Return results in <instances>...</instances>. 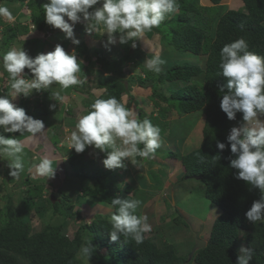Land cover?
I'll return each instance as SVG.
<instances>
[{
	"label": "trees",
	"instance_id": "trees-1",
	"mask_svg": "<svg viewBox=\"0 0 264 264\" xmlns=\"http://www.w3.org/2000/svg\"><path fill=\"white\" fill-rule=\"evenodd\" d=\"M209 1L211 5L205 7L199 4V0H177L178 10L169 15L158 28L145 33L147 38L159 37L166 57L168 51L189 53L204 60L203 68L189 63L180 65L174 63L156 74L145 67L138 47L133 48L131 41L124 44V55L117 60L106 58L101 49H92V55L89 56L86 45L83 43L73 45L76 56L87 63L80 77L85 79L81 87L88 85L86 79L94 74L95 67H99L105 74L103 78L97 76L99 79L97 87L103 90L97 98L115 97L124 101L123 98L127 97L126 106L136 109L137 119L142 121L147 118L153 125L161 121L169 123L168 118L171 115L174 117H180L179 114L203 115L199 147L186 154L169 151L167 155L183 168L181 181L193 179L191 178L193 176L200 177L198 181L203 185L205 199L220 210L212 224L206 246L196 251L189 261V252L183 255L177 244L168 243L166 238L171 236L168 237V234L164 236L163 228L158 231L159 243L155 242L153 237H147V234L158 230L153 229L154 227L151 232L144 234L142 244L137 245L130 237H121L118 241L112 242L109 231L114 208L111 207L113 210L111 215L97 214L87 222L83 220L82 212L75 211V202L78 200L61 192L60 188L57 189L61 195L59 202L52 204L50 199H47L45 192L47 189L42 182L46 178L27 174L21 178L20 186L15 187V177L7 175V181L13 190L7 192L1 181L0 264H236L241 245L254 249L250 264H264V223L252 224L245 218V212L250 209L253 201L260 198V192L258 189L250 191V186L236 179V170L229 167L230 158L235 157L231 155L226 138L231 128L242 120V114L237 113L236 120L230 121L221 110L222 93L219 92V87L226 83V78L218 75L222 47L241 37L248 43L249 51L264 57V0H236L234 3L237 6H233L235 9L231 8L220 14L215 8H219L221 0ZM16 4L25 5L30 11L29 19L33 29L38 32H51L53 27L46 24L44 18L46 3L42 0H29L27 3L26 0H0V6L8 8L12 15L15 11L11 5ZM15 17L13 21L0 17V50L3 53L14 48L19 42L21 45L20 37L29 32L28 24L20 20L25 16ZM85 31V28L84 30L80 28L75 32L82 35ZM94 37L99 38V35L95 34ZM28 41L32 43V39ZM91 57L94 58L93 61ZM128 65L132 66L130 69L136 75L132 70L130 73L125 71ZM27 71L25 69V72ZM1 74L0 81L8 83L6 89L10 92L8 74L4 70ZM198 77H202L201 82L195 80ZM166 84L167 89H163ZM146 90H150V93H146ZM133 91L146 94V98L137 101ZM37 93L47 97L46 91ZM97 98L91 97L92 101L85 104L87 111ZM149 103L153 111L147 114L145 107ZM140 104L145 107L140 108ZM16 106L25 109L28 115L39 120L46 115L44 105L38 101L34 104L33 110L31 104L24 100H18ZM18 134L4 133L15 137ZM217 141L226 144L222 152L216 147ZM139 147L142 148L143 145ZM86 153L95 157L101 154L99 150L93 148L89 150V147L79 154L68 152L64 186L69 193L76 188V192L88 197L89 200L110 207L111 199L121 193L119 174L125 169L92 168L91 163L84 159ZM217 155L219 158L213 160ZM143 161L149 162L148 159ZM123 180L121 182L124 196L118 197L132 200L135 191ZM15 191L19 196L17 203L14 201ZM44 201L51 206L53 218L58 216L59 221L56 222L54 218L55 224L50 221L42 230L35 231L29 223L30 214L34 210L42 220L51 210ZM71 215L75 217L77 227L70 238L64 233V229L71 221ZM170 223L173 224L168 225L171 228L179 225L186 230L189 228V223L182 220L179 215L172 218ZM89 240L93 250L88 261L81 257L79 252L81 246Z\"/></svg>",
	"mask_w": 264,
	"mask_h": 264
},
{
	"label": "clouds",
	"instance_id": "clouds-1",
	"mask_svg": "<svg viewBox=\"0 0 264 264\" xmlns=\"http://www.w3.org/2000/svg\"><path fill=\"white\" fill-rule=\"evenodd\" d=\"M97 5L99 7H94ZM24 10L27 13L24 16L28 17L30 11L25 5ZM177 10V0H49L44 5V18L46 24L63 32L73 45L80 44L74 36V26L78 23L84 25L88 33L107 34L104 47L110 51V46L117 42L124 45L131 41L135 48V40L158 28ZM0 17L10 21L12 14L8 8L0 6ZM27 22L23 23L30 26V19ZM199 58L198 64L201 63ZM163 63L159 55L144 60L145 67L156 74L161 72ZM0 65L8 74L11 88L7 92L6 82L0 89V160L7 162L11 177L19 178L23 171L24 143L15 136L6 137L4 133H28L31 139L44 132L45 125L42 120L28 115L25 109L17 107L18 100L29 102L31 109L38 101L45 109L50 105L52 110L56 101L50 99L46 102L47 97L40 94L36 97L34 93L46 91L53 84L59 85L60 91L68 90L73 86H82L85 79L78 76L81 63L75 50L67 53L59 44L53 51L40 53L34 58L22 47L11 48L0 53ZM219 68L218 75L226 78V83L219 87L222 93L220 108L230 121L236 120L237 113L242 114L239 126L232 127L226 138L231 155L235 157L230 158L229 167L236 170L235 178L250 186V191L258 189L260 192V198L253 201L245 212L246 220L252 224L264 223V57L249 51L248 43L241 37L222 47ZM25 69L28 71L25 72ZM32 94L35 99L29 100ZM57 99L63 100L64 97L57 92L54 100ZM66 140L69 148L76 153H83L88 147L104 153L102 163L108 170L126 168V160L137 166V157L144 160L153 158L162 143L159 126L153 125L147 118L142 121L137 119L136 113L126 106V101L115 97L95 99L90 110L78 118L75 129L69 130ZM216 147L222 152L226 144L217 141ZM217 158L219 155L213 160ZM34 170L42 178L54 176L52 160L48 157L39 158ZM60 182L59 188L65 178ZM76 191L73 188V199L82 197L88 202V197L86 199ZM103 205L108 210L104 213L106 215L113 213L108 208L115 209L110 218L109 236L112 242L130 237L137 245L143 243L144 234L151 232L152 226L146 215L136 214L140 201L117 196L111 199L110 207ZM92 250L91 240L86 241L79 255L89 261ZM238 253L236 264H250L254 249L241 245Z\"/></svg>",
	"mask_w": 264,
	"mask_h": 264
},
{
	"label": "rangeland",
	"instance_id": "rangeland-1",
	"mask_svg": "<svg viewBox=\"0 0 264 264\" xmlns=\"http://www.w3.org/2000/svg\"><path fill=\"white\" fill-rule=\"evenodd\" d=\"M222 5H219V8H215L217 9L218 13H224L226 10H229L231 8L235 9L233 6H237V4L231 2V0H221L220 2ZM238 3V2H237ZM200 4V3H199ZM239 4V3H238ZM19 6V5H17ZM19 9V7H17ZM16 8V9H17ZM24 14H27L25 12V10L23 11ZM22 22H27L29 20V16H25L24 18L20 19ZM9 21V20H8ZM29 23V22H27ZM33 28V27H32ZM29 28V32L27 35H24L22 37H20V41L22 42V44L20 45V42L15 46V48H23V50H25L29 56L31 57H36L38 54L41 53L42 49L44 48V46H46V48H44L46 51H53L54 49H51L48 45V43L45 42L47 36H49V34H47L46 36L43 35L41 37H37L36 34L37 31H34V29ZM84 30L85 26L82 24H76L74 26V32L79 30V29ZM51 31L60 33L61 31L59 29H54L52 28ZM63 33V32H62ZM40 35V34H39ZM58 35V34H57ZM60 36V35H58ZM145 36V34H144ZM44 37V38H43ZM65 37V34L60 36V39ZM23 38V39H22ZM28 38L32 39V43H30V41H28ZM42 38V39H40ZM147 38V37H146ZM33 39L35 41H33ZM37 39V40H36ZM141 40H143L142 38H139L137 40H135V44L138 47L140 54L143 59L145 60L148 57H152L154 55H158V53L161 54V48L162 45L159 43V37L158 36H153V40L149 39V40H144V44L141 42ZM49 41V40H48ZM124 45L119 44L120 50L119 53H117L118 58L122 57L124 55ZM62 47L65 50H68L69 52L72 53V49H73V43L70 40V42L68 41V39L65 38ZM111 48V52H112V46H110ZM89 52L92 51V43H90V46L88 47ZM103 50H105L106 52H108L109 50H107L106 48L102 47ZM114 51L116 50V45L114 46ZM168 50H171L168 48ZM93 52V51H92ZM168 56L170 57L167 58L165 56L161 57V59L164 61V63L161 65L162 70L167 69L169 66L171 67L172 65L175 64H182V63H190V64H194L199 66V67H203L202 64V59H201V63H197L198 60L200 59L197 56L191 55L189 53H185V52H174L171 53L170 51H168ZM0 53H2V50H0ZM116 53V52H115ZM92 55V53L89 54V56ZM92 61L94 60L93 57ZM112 60V59H110ZM117 60V59H116ZM86 63V62H84ZM145 65V64H144ZM81 68L82 65H81ZM97 68V73L98 76L100 75V77H104L105 75H101V69L99 67H95ZM132 66L128 65L127 68L125 69L126 72L130 73L132 69ZM100 71H99V70ZM3 67L2 65H0V80L2 78V72H3ZM130 70V71H129ZM133 71V70H132ZM140 73V72H139ZM133 74H135V72L133 71ZM140 76L142 74H139ZM201 78L202 77H198L195 78L196 81L201 82ZM183 84V83H182ZM4 85V83H2L0 81V89H2L1 87ZM180 85V84H179ZM185 85V84H183ZM163 89H167V84L164 86ZM146 93H150V90H146ZM38 93H34V95L37 97L39 95H37ZM98 94V93H97ZM167 95H169V92L167 91ZM143 97H145L143 95ZM143 97H137L136 100L140 101V98ZM93 98H97L96 96H93ZM125 100L127 97H124ZM123 98V99H124ZM85 99V98H84ZM51 100L47 99L46 102H50ZM79 98L76 100V102L78 103ZM92 101V100H90ZM62 103V102H61ZM59 103L56 104V107L52 110H50L49 106H46L47 111L45 112L46 114H49L48 116H46V119L44 120V125H45V131L43 132V135H41L40 139V143L41 144H34L33 145H28L27 142H24V139L29 137L30 134L25 133L24 135H20L18 134L16 136V138L18 140H21L24 143V153H23V171L21 172L19 178H15V187L16 186H20V181L21 178L27 174H31L35 177H39L35 174V170H34V164L39 162V158L41 157H48L49 159L52 160V167L54 169V176L59 177V173H57V167L56 165L59 164V166L61 164H65L67 159V154L68 152H75L74 149H70L69 148V144L66 140V137L69 134V130H73L72 128H70V126H68L67 124H71L72 120H78V118L87 113V110L85 108V106H79L78 104H73L74 107V111L73 112H68L70 105L72 104V102H67V103ZM145 107L144 105L140 104V108ZM132 110L135 112L136 109ZM59 111V112H58ZM151 108L150 107H146L145 108V112H150ZM61 112V113H60ZM61 114L62 117L59 118L58 114ZM167 116V115H165ZM179 116H181L180 118H178V121L175 120H170L169 123L163 122L161 121V123H157L156 125L159 126V128L161 129V146L160 148L157 149V158L159 160L158 163H154L153 162V166L149 167L147 165V162H142L139 163L137 167H142V176L146 177L147 174H145V169H150L149 170V176H150V180L152 185L149 187L148 190L143 191L142 189H140V186H138L136 183H134L133 179L129 177L128 175L125 176L124 172L119 174V188L121 193L118 194V196L123 197V186H122V182L121 180H123L125 183H128L132 188H134L135 191V196L132 197V200H138L140 201V205L137 209V213L138 215H140V211L143 210V213H145L144 215H146L148 217V222L149 220H151V223H153L152 227H154L153 229H158L157 231H153V233H149L147 234V237H153L155 239V242L159 243L160 239H159V229L163 228V233L164 236L165 234H168V237L171 236V238H166V240L168 241V243H175L178 246V249L180 250L181 254H187L188 252L190 253L192 248H193V242L196 238H200V239H207L209 237V234L211 232V227L213 222L215 221V219L217 218V216L220 214V210L218 208H216L215 206H213L209 201H207L204 197V190H203V185L200 181L198 180H194V179H185V181H181V174L182 171L180 168V165L177 164V162H175V159H172L173 161L167 160L168 159V155L167 153L169 151L174 152V153H180V146L181 143L183 142V139H185L186 137L189 136L190 132L198 130V136H194L193 138V142H192V147H199L200 142H201V129H202V117L203 115L201 114H191V115H183V114H179ZM55 118H58L57 121H54ZM196 126V129H195ZM234 126H239V124H235ZM233 126V127H234ZM64 127V128H63ZM69 127V128H67ZM75 129V128H74ZM65 132V133H64ZM6 137H8L7 135H5ZM57 137V138H54ZM59 141V147L56 146V143ZM197 141L198 144H197ZM171 143H173L174 145H176L177 147H175L173 149L172 145H170ZM54 147V149L52 148ZM92 148V147H89ZM162 148V149H161ZM196 149V148H194ZM79 154V153H76ZM84 159L88 160L91 163V167L92 168H105L102 160L104 159V157H101L99 154L98 156H93L90 155L89 153H86L84 155ZM149 161V160H148ZM152 162V161H151ZM169 162V164H168ZM125 163L127 164V162L125 161ZM170 163H175L173 165H171ZM176 165V167L174 166ZM136 168V166L134 167ZM130 167H127V170H130ZM135 171L138 169H134ZM9 171L10 169L7 167V162L0 160V185L2 184L1 181H3L4 185L6 186L7 192H10L13 190L12 185L9 184V182L7 181V175H9ZM121 172V171H119ZM136 177L139 176L138 180L141 181L142 177L141 174H137L136 173ZM169 177V180L167 182H169L170 184H172V188H171V194H170V200L169 199H164V196L167 194L168 191L164 192L165 194H163V192H158V191H162L160 190L161 188H159L160 186L163 185V182L165 180V178L167 176ZM42 178V177H39ZM50 179V177L48 178ZM129 179V181H128ZM156 180H158V182L156 183ZM38 182V181H36ZM44 186L46 187L47 191H45L47 193V199H50L51 196H54L57 200L60 198V194L58 192V190L53 189L51 186H49V184H47V179H45V181H42ZM14 187V188H15ZM143 188V187H142ZM61 192H65L68 196H72V193H69L67 188L63 186L59 189ZM16 191L14 192V201L15 203L18 202L19 200V196H17V194H15ZM51 193V194H50ZM150 202L148 201L149 199ZM87 199V198H86ZM148 199V200H147ZM46 200V199H45ZM94 203L93 200H89ZM147 200V202H145ZM51 201V199H50ZM47 206L48 209L50 210L47 214L44 215V217L42 218V220L40 219L39 216L36 215L35 211L32 210L31 214H30V219H29V223L31 225V227L34 228L35 231H40L42 230L46 225L50 224V221H53L51 223H56L59 221V217L55 216V220L52 216V208H50L51 206L47 203V201H44ZM76 208L75 211L78 212H82L83 216V220L89 222L91 221V218L94 215H97V213H104V211L108 212V210L106 209H102V208H93L92 210H90L91 206L89 202H85L84 199L82 197L78 198V201L75 202ZM103 205V204H102ZM101 205V206H102ZM96 206V205H95ZM108 208V207H107ZM151 208H154V210L158 213L161 212L163 214L159 215L156 218V213L151 212ZM161 208V210H160ZM109 212H112V209L108 208ZM104 210V211H103ZM142 212V211H141ZM143 215V214H142ZM181 216L182 220H185L186 222L189 223V226L191 227V232L188 228V230L185 229V231H179L177 234V230L174 231L175 229H177V227H179L181 229V225L177 226V227H170L168 226L171 222V219L176 217V216ZM39 217V218H38ZM52 219V220H51ZM198 225H203L202 229L200 231H197V236L196 233L193 234L192 232H196L194 230H197L195 228ZM173 225V224H172ZM67 227L64 229V233L68 236V237H72L73 232L75 231L77 224L75 221V217L73 215H71V221H69L66 225ZM195 228V229H194ZM173 231V232H172ZM162 231H160L161 234ZM171 233V234H170ZM193 234V235H192ZM191 237V238H190ZM194 238V240H193ZM169 239H172V241H170ZM193 240V242H192ZM188 253V255H189ZM194 264V263H191Z\"/></svg>",
	"mask_w": 264,
	"mask_h": 264
},
{
	"label": "crops",
	"instance_id": "crops-1",
	"mask_svg": "<svg viewBox=\"0 0 264 264\" xmlns=\"http://www.w3.org/2000/svg\"><path fill=\"white\" fill-rule=\"evenodd\" d=\"M27 1V0H26ZM42 1H44L45 3H48L49 2V0H42ZM234 1H236V0H231V2H233L234 3ZM199 3H200V5L201 6H210L211 4H210V1L209 0H199ZM17 5H19V4H16V5H11V8H14L13 9V11H15V14L14 15H12V19L10 20V21H13L16 17L15 16H21V15H23L24 16V13H23V8H24V6L23 5H19V6H17ZM220 5H222L221 3H220ZM17 7H19V9L17 8ZM94 7H99V5H97V6H94ZM15 8H17V9H15ZM37 33L38 34H36V36L37 37H41V35H39V34H43V35H47V34H49V36H47V38H46V40H45V42L46 43H48V45H49V47L51 48V49H54L55 48V46L57 45V44H59V45H63V42H64V40H65V37L63 38V41H62V38L60 39V36L61 35H63L64 33H62V32H60V33H57L58 35H60V36H58L57 34H55L56 32H53V31H51V32H48V31H44V32H38L37 31ZM95 34H97V35H99V38H96V39H94L95 37ZM74 36L77 38V39H79L80 40V43H83L84 45H86V47L88 48L89 46H90V43H92V49H101L102 51H103V53H104V56L106 57V58H108V59H113V60H116V59H118V55H117V53H119V50H120V47H119V42H117L115 45H116V50L114 51V46L115 45H111L112 46V52L111 51H108V52H106L105 50H103L102 49V47H104V44L106 43V41H107V34H104V35H100V33H88L87 31H85V33H83L82 35H80V34H78V33H76V32H74ZM94 37V38H93ZM147 36L145 35V36H143V40H141V42L144 44L145 42H144V40H149V39H151V40H153V37L152 38H150V37H148V38H146ZM142 38V37H141ZM23 39V38H22ZM41 39V38H40ZM28 40H31L30 38L28 39ZM49 40V41H48ZM68 41L70 42V39H68ZM159 43H160V40H159ZM44 48H46V46H44ZM42 49V51H41V53H48L49 51H46L45 49ZM105 48V47H104ZM67 53H71V52H69L68 50H65ZM5 52H7V51H4V53ZM116 52V53H115ZM2 53H3V51H2ZM90 53H92V52H89V54ZM137 54H139V53H137ZM158 55L160 56V58L161 57H163V56H165L166 57V54H165V52L163 51V48H161V54L160 53H158ZM140 57L141 58H143L141 55H140ZM167 58H169L168 56H167ZM170 59V58H169ZM77 60L81 63V65H82V67L83 68H81V72L80 73H78V76L79 77H81L82 76V73L85 71V68L87 67V63H84L85 61H83V60H81V59H79L78 57H77ZM203 62H204V60L202 59V64H203ZM162 69V68H161ZM99 70V69H98ZM100 71V70H99ZM102 71V70H101ZM93 72H94V74L91 76V77H89V79L87 80L86 79V83H88V85L87 86H85V87H81V86H73L72 88H70V89H68V90H64V91H60V88H59V85H57V84H53L48 90H46V95H47V99L49 100V99H52L53 101H56V103H53V104H59V103H67V102H72V104L70 105V108H69V110H68V112L70 113V112H73L74 111V107H73V104H78L79 106H85V104L87 103V102H89L90 100H91V97L93 98V96H96V97H99L102 93H103V90H100V89H98V73H97V68H94L93 69ZM104 73H103V71L101 72V75H103ZM105 75V74H104ZM99 77H100V75H99ZM103 78V77H102ZM89 86V88H87ZM57 92H59V94H60V96H62V97H64V99L63 100H54L55 99V97H56V93ZM98 93V94H97ZM133 94H134V96H135V98H137V97H143V95L142 94H139V93H137L136 91H133ZM50 95V96H49ZM146 95V94H145ZM144 95V96H145ZM79 98V101H78V103L76 102V100ZM85 98V99H84ZM144 98H146V97H144ZM124 101H127V98H126V100H125V98H124ZM61 103V104H62ZM146 107H150L151 108V111L150 112H152L153 111V108H152V105H151V103H149V105L148 106H146ZM145 107V108H146ZM31 110H33V109H31ZM59 112V111H58ZM61 113V112H60ZM58 114L59 115V118L60 117H62V115L61 114ZM147 113V112H146ZM149 113V112H148ZM147 113V114H148ZM49 114H47L46 116H48ZM46 116L44 115L43 117H42V121L44 122V120L46 119ZM61 119V118H60ZM169 120H175V117L174 116H170L169 118H168ZM58 120V118H55L54 119V121H57ZM76 123H77V120H72L71 121V124H67L68 126H70V128H72V129H74L75 128V126H76ZM64 128V127H63ZM67 128H69V127H67ZM195 129H196V126H195ZM68 130H70V129H68ZM65 133V132H64ZM41 135H43V132L42 133H40V134H38L36 137H34V138H31V139H27V138H25L24 139V142H27V144L30 146V145H33L34 146V144H41L40 143V137H41ZM198 136V130H195V131H192V132H190V134H189V136L188 137H186L185 139H183V142L181 143V146H180V148L179 147H177L176 145H174L173 143H171L170 145H172V147H173V149L175 148V147H177V148H179L180 149V151H181V153L182 154H186L187 152H190V151H192V150H194V148H198V147H192V142H193V138H194V136ZM199 137V136H198ZM54 138H57V137H54ZM198 142L199 141H197V144H198ZM201 143V142H200ZM59 141L56 143V146L57 147H59ZM53 149H54V147H52ZM162 149V148H161ZM89 150H90V148H89ZM100 156L101 157H104L105 158V156H104V153H101L100 154ZM137 160L139 161V163H142V162H144L143 161V159H138L137 158ZM149 160V162L147 163V165L149 166V167H152L154 164H153V162L154 163H158L159 162V160H158V158H157V154L155 153V156L153 157V158H151V159H148ZM167 160H170V161H173L172 159H170V158H168ZM152 161V162H151ZM126 162H127V167H130L131 169L130 170H127V167L126 168H123V170L125 169V176L126 175H128L129 177H131V178H134L133 179V181H134V183H136L138 186H140V189H142L143 191H145V190H148L149 189V187L152 185V183H151V180H150V176H149V170L148 169H145V167H144V170H145V174H147V176L146 177H144V176H142V175H144V174H142V167H137L136 166V168H134L135 166L134 165H132L130 162H128L127 160H126ZM175 162H177V161H175ZM146 163V162H145ZM168 164H169V162H168ZM171 165H173V164H175V163H170ZM178 164V163H177ZM175 167H176V165H174ZM56 167H57V173H59V179H60V181H63V179L65 178L64 177V175H65V172H66V167H67V165L66 164H61L60 166H59V164H57L56 165ZM134 169H138V170H134ZM120 171H122V169L120 170ZM181 171H182V174H181V176L183 175V169H181ZM136 173L138 174H141V177H142V180L141 181H139L138 180V178H139V176L138 177H136L137 175H136ZM169 175L165 178V180H164V182H163V185L160 187L161 189L160 190H162V191H158V192H163V194H165L164 192H166V191H168L167 192V194L164 196V199H169L170 200V194H171V188H172V184H170L169 182H167L168 180H169ZM128 181H129V179H128ZM156 183H157V181H156ZM143 187V188H142ZM134 189V188H133ZM172 195V194H171ZM148 200V199H147ZM147 200L145 201V202H147ZM150 200H152L151 198L148 200L149 202H150ZM89 203H90V206H93L92 208H90V210H92L93 208H102V209H106V207L104 206V205H102V203H98L97 201H94V203L93 202H90V201H88ZM96 205V206H95ZM102 205V206H101ZM160 210H161V208H160ZM104 211V210H103ZM142 211V212H141ZM140 211V214L142 215H144L145 213H143V210H141ZM151 212H155L156 213V218L159 216V215H161V214H163V213H161V212H156L155 210H154V208H151ZM104 213H106V211H104ZM104 213H102V214H104ZM142 215V216H143ZM149 223L151 224V226L153 225V223H151V220H149ZM195 226V228L197 229V230H194V231H200L201 229H202V227H203V225L201 224V225H198L197 227H196V224L194 225ZM189 227V230H190V232H191V227L190 226H188ZM194 228V229H195ZM177 230V234H178V232L179 231H185V229L184 228H177V229H175L174 231H176ZM192 233H194V232H192ZM191 238V237H190ZM202 240H204V241H206L207 242V239H202Z\"/></svg>",
	"mask_w": 264,
	"mask_h": 264
},
{
	"label": "water",
	"instance_id": "water-1",
	"mask_svg": "<svg viewBox=\"0 0 264 264\" xmlns=\"http://www.w3.org/2000/svg\"><path fill=\"white\" fill-rule=\"evenodd\" d=\"M195 180H200V177H197V176H193L191 177ZM47 184H49L53 189H58L60 186H61V182H60V179L55 176V177H50V179H47ZM51 199V203L52 204H55L56 202H59V200H57L54 196H51L50 197ZM206 242L203 241V240H200L198 238H196L194 240V245H193V248L188 256V260L190 261L192 256L194 255V253L202 248H204L206 246Z\"/></svg>",
	"mask_w": 264,
	"mask_h": 264
},
{
	"label": "built area",
	"instance_id": "built-area-1",
	"mask_svg": "<svg viewBox=\"0 0 264 264\" xmlns=\"http://www.w3.org/2000/svg\"><path fill=\"white\" fill-rule=\"evenodd\" d=\"M29 100H34L35 96L32 94L30 97H28Z\"/></svg>",
	"mask_w": 264,
	"mask_h": 264
},
{
	"label": "bare ground",
	"instance_id": "bare-ground-1",
	"mask_svg": "<svg viewBox=\"0 0 264 264\" xmlns=\"http://www.w3.org/2000/svg\"><path fill=\"white\" fill-rule=\"evenodd\" d=\"M29 28H32V26L30 25ZM32 29H33V28H32ZM189 115H191V114H189ZM180 117H181V116H180ZM180 117H176V116H175V121H178V118H180ZM201 138H202V137H201Z\"/></svg>",
	"mask_w": 264,
	"mask_h": 264
}]
</instances>
